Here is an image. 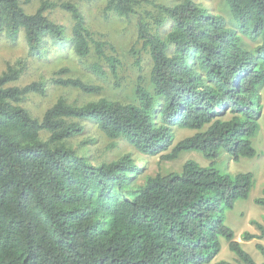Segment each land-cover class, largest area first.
<instances>
[{
	"label": "trees",
	"instance_id": "1",
	"mask_svg": "<svg viewBox=\"0 0 264 264\" xmlns=\"http://www.w3.org/2000/svg\"><path fill=\"white\" fill-rule=\"evenodd\" d=\"M224 2L230 19L195 0L157 6L163 16L157 26L172 24L165 37L138 15V39L153 64L150 88L139 80L136 103L102 98L79 106L61 97L37 118L23 103L45 94L47 83L18 86L27 61L7 66L0 75V264H210L222 239L238 259L218 264H264L225 220L226 210L248 199L253 175L222 172L216 162L224 152L235 161L256 154L253 140L264 116V0ZM143 3L152 4L108 0L106 9L127 18ZM23 5L0 0V40L23 38L36 59L47 42L66 41L78 58L96 56L90 69L97 78H118L122 61L93 38L76 4L47 0L34 13ZM52 10L71 15L69 39L66 27L47 15ZM50 83L89 95L101 90L72 77ZM86 123L143 155L174 161L199 152L211 164L188 160L180 172L142 183L131 155L96 165L72 145ZM173 128L195 134L174 145ZM256 203L264 206V196ZM251 224L261 235L242 238L262 239L264 224ZM257 248L264 257V246Z\"/></svg>",
	"mask_w": 264,
	"mask_h": 264
},
{
	"label": "rangeland",
	"instance_id": "2",
	"mask_svg": "<svg viewBox=\"0 0 264 264\" xmlns=\"http://www.w3.org/2000/svg\"><path fill=\"white\" fill-rule=\"evenodd\" d=\"M28 13H34L41 2L47 0H21ZM53 2H71L79 7L83 14L88 29L93 34L96 41L105 43V51L109 56H115L122 61L118 78L110 76L97 78L91 71L90 66L96 61V56L82 60L78 58L64 41L59 44L53 41L47 42L42 51L45 52L42 59L29 56L28 48L23 38L12 43L6 39L0 40V75L7 66L14 65L17 61H27L28 68L21 80L16 83L24 86L42 79L47 83V91L43 95L30 94L23 106L35 117L42 118L45 112L51 108L59 98H65L70 104L85 105L102 98H107L122 103H136V89L139 80L143 85L150 88V73L152 70V60L148 49L138 39L139 17H145L144 22L150 25L153 34L165 37L171 30L172 24L168 20L164 21L162 27L157 26V21L163 19L159 10V5L173 6L183 0H142L152 4L143 3L136 9L135 15L130 17H119L107 11L108 0H48ZM213 14H221L231 17L224 0H195ZM47 15L53 21L66 27L68 39L74 26L71 15L62 10H52ZM104 68L109 71L104 62ZM62 69H68L67 74L61 75ZM54 77H72L82 79L84 82L99 85L100 93L96 95L84 94L72 88H60L51 84ZM264 103V89H263ZM175 135L174 145L181 140L195 134L194 131L173 128ZM72 145L81 153L86 154L94 164L112 163L119 161L125 155H131L139 168L141 181L148 176L157 174H168L180 172L188 160H194L203 167L211 164L201 153H183L179 159L166 161L160 156L143 155L137 152L124 140H110L92 123H86L85 133L74 139ZM256 154L251 158H241L235 161L228 153H222L216 160L222 172L238 175L241 173H251L253 175V188L248 199L239 200L232 209L225 211V220L236 235V240L243 248L252 255L258 263L264 262V257L258 250L257 245L264 246V236L262 239L245 241L242 236L245 232L261 235L260 231L251 224L257 221L264 224V206L258 205L256 201L264 196V116L260 120V131L253 140ZM171 151V150H170ZM169 151V152H170ZM168 152V153H169ZM250 230V231H249ZM238 257L229 249L228 242L222 239V249L220 254L210 264H218L220 261L236 263Z\"/></svg>",
	"mask_w": 264,
	"mask_h": 264
},
{
	"label": "crops",
	"instance_id": "3",
	"mask_svg": "<svg viewBox=\"0 0 264 264\" xmlns=\"http://www.w3.org/2000/svg\"><path fill=\"white\" fill-rule=\"evenodd\" d=\"M250 231V230H249ZM248 232V231H247ZM253 234H256V233H253Z\"/></svg>",
	"mask_w": 264,
	"mask_h": 264
}]
</instances>
